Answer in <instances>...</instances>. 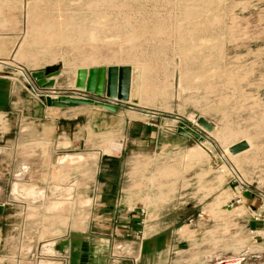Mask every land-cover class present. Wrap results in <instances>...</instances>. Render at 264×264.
<instances>
[{"label": "rangeland", "instance_id": "1", "mask_svg": "<svg viewBox=\"0 0 264 264\" xmlns=\"http://www.w3.org/2000/svg\"><path fill=\"white\" fill-rule=\"evenodd\" d=\"M78 69L102 73L100 96L74 88ZM14 109L34 143L19 178L0 148V264H60L76 236L111 237L118 264H264L247 215L264 196V0H0V111ZM181 125L198 138L180 148Z\"/></svg>", "mask_w": 264, "mask_h": 264}, {"label": "crops", "instance_id": "2", "mask_svg": "<svg viewBox=\"0 0 264 264\" xmlns=\"http://www.w3.org/2000/svg\"><path fill=\"white\" fill-rule=\"evenodd\" d=\"M22 115V113H21ZM20 113L15 112V109L10 112H1L0 111V148L2 149V153L5 155H13V164L20 163L18 162V158L20 157L21 152L18 148L20 147H30L33 145L34 140L32 139H21L20 135L17 132H20V126H18L17 120L19 119ZM6 133V134H5ZM12 135V137H5L6 135ZM178 134V133H177ZM178 147L181 148V146L187 142L190 141V138H187L184 135L178 134ZM120 143V144H119ZM116 145L110 144L107 148L116 151L114 158L115 160L121 159L123 150H124V144L123 142H119ZM6 148L11 150L9 151V154H6ZM119 148V150H118ZM0 149V150H1ZM118 150V151H117ZM1 152V151H0ZM98 161V158H97ZM25 161H23L24 163ZM124 167L126 169V174H128V160L127 158L123 161ZM23 168V170H22ZM28 167H25L23 164L21 165V170H17L18 174L16 177H23L26 176L25 173L29 171L28 173L31 174L30 169H27ZM23 171V172H21ZM13 172H16L15 169H13ZM124 188V189H123ZM120 189L119 193L124 195H128V186H125ZM243 198V197H242ZM247 204L246 201L242 199V205L245 206ZM119 205H122L117 203L114 207L118 210L121 209ZM123 207V206H122ZM117 209L115 211H117ZM124 209V208H122ZM246 215L244 214V217ZM128 219V218H127ZM125 218H117L114 222H120L124 223ZM128 221V220H127ZM199 222V221H198ZM128 223V222H127ZM253 229H257L258 227L254 224L252 225ZM264 230V228L262 229ZM105 236H98L97 238H91V237H85V236H76L73 240L69 241V243H72L70 245L67 241L64 242V245L62 244L60 246L61 252H59L57 258L60 260L61 263H64L66 259L69 260V263L67 264H118L119 261L117 259H114V256L110 257V250H114V246L112 247L113 241L111 240V237L102 238ZM63 242V241H62ZM116 247V246H115ZM128 249V247L126 248ZM69 252V253H68ZM68 253L70 254L69 257H65L63 254ZM60 263V264H61Z\"/></svg>", "mask_w": 264, "mask_h": 264}, {"label": "water", "instance_id": "3", "mask_svg": "<svg viewBox=\"0 0 264 264\" xmlns=\"http://www.w3.org/2000/svg\"><path fill=\"white\" fill-rule=\"evenodd\" d=\"M120 72V71H119ZM42 74H36L35 77H40ZM44 75L49 79V82H45V80H41L40 85L43 86L45 89H52L53 87V82L52 78L57 77L59 75V72L56 68H47L44 70ZM106 80V97L108 99L115 100L119 103H124L128 99L124 94H122V90H119V93L116 95L113 92L114 84L116 81V74L113 69H109L107 76L105 78ZM125 82L126 79L122 78V75L120 76L119 79V88L120 89H125ZM102 85H103V75L101 72L96 75L95 71H87L86 69H78L75 74V81H74V88L77 91L80 92H87L94 94L95 96H100L102 94ZM123 86V87H122ZM77 103H82V101H77L73 100L70 98H58L57 100H47V105L49 107H67L70 105H74ZM90 104V102H83ZM107 110L113 111V108L104 106ZM197 125H199L204 131L210 132L211 128L208 124V122L204 121L202 118L197 121ZM180 133H182L186 137H194L198 138L196 134L191 132L190 130L186 129L184 126H180L179 130ZM242 149V146L235 147L234 149L230 150L232 154L239 152ZM236 264L237 261L234 260V262H224L220 264Z\"/></svg>", "mask_w": 264, "mask_h": 264}, {"label": "built area", "instance_id": "4", "mask_svg": "<svg viewBox=\"0 0 264 264\" xmlns=\"http://www.w3.org/2000/svg\"><path fill=\"white\" fill-rule=\"evenodd\" d=\"M258 205L253 210L247 209V215L249 216V219L251 222L257 226V229H249V234L253 237H264V196L259 197L257 199ZM233 205L241 206L242 205V199L241 197H236L234 202L229 205V207H233ZM202 215V213H200ZM193 225V222L189 220L186 224L187 227H190ZM262 234V236H261Z\"/></svg>", "mask_w": 264, "mask_h": 264}, {"label": "bare ground", "instance_id": "5", "mask_svg": "<svg viewBox=\"0 0 264 264\" xmlns=\"http://www.w3.org/2000/svg\"><path fill=\"white\" fill-rule=\"evenodd\" d=\"M55 100H57V99H55ZM199 119H201V118H199ZM199 119H197L195 123H197V121H198ZM228 262H234V260H233V261H228Z\"/></svg>", "mask_w": 264, "mask_h": 264}]
</instances>
